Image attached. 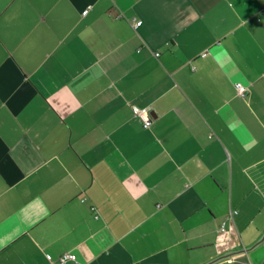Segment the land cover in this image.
Listing matches in <instances>:
<instances>
[{"label":"crops","instance_id":"0c3cea01","mask_svg":"<svg viewBox=\"0 0 264 264\" xmlns=\"http://www.w3.org/2000/svg\"><path fill=\"white\" fill-rule=\"evenodd\" d=\"M263 22L0 0V264H264Z\"/></svg>","mask_w":264,"mask_h":264},{"label":"built area","instance_id":"2783aa9c","mask_svg":"<svg viewBox=\"0 0 264 264\" xmlns=\"http://www.w3.org/2000/svg\"><path fill=\"white\" fill-rule=\"evenodd\" d=\"M87 12H88V10L85 9V11L82 12V16H85L87 14ZM140 24H141V21H137L135 25L139 26ZM263 27H264V22H263ZM236 89L241 96H244L246 94L247 87H245L241 84H237ZM132 110H133V113L135 116H139L143 119V126L148 127L151 119H150V116H149L147 109H139L137 107H133ZM236 212H237L236 210H230L229 211V218H233V215L236 214ZM67 258L74 260L75 256L74 255H67L60 260L63 261Z\"/></svg>","mask_w":264,"mask_h":264}]
</instances>
